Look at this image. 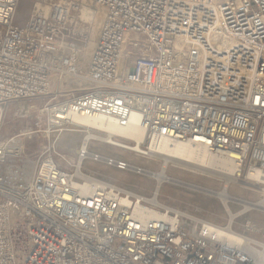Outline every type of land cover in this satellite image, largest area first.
I'll return each instance as SVG.
<instances>
[{
	"label": "built area",
	"instance_id": "built-area-1",
	"mask_svg": "<svg viewBox=\"0 0 264 264\" xmlns=\"http://www.w3.org/2000/svg\"><path fill=\"white\" fill-rule=\"evenodd\" d=\"M91 1L104 14L84 61L69 39L75 0H33L22 26L19 0H0V126L9 102L48 97L38 111L46 131L80 127V161L141 173L88 141L148 157L158 151L150 143L166 139L228 157L238 177L264 181V0ZM76 117L136 123L144 137L107 135ZM32 132L0 135V264H264V229L254 237L86 181L55 151L42 152L28 175L5 165Z\"/></svg>",
	"mask_w": 264,
	"mask_h": 264
},
{
	"label": "rangeland",
	"instance_id": "rangeland-1",
	"mask_svg": "<svg viewBox=\"0 0 264 264\" xmlns=\"http://www.w3.org/2000/svg\"><path fill=\"white\" fill-rule=\"evenodd\" d=\"M75 1L79 4V10L74 12V16L79 15L80 19H77L76 23H73L69 27V39L83 47L82 49L86 48L91 41L92 49L99 30H93V22L82 16L81 8L82 6H87L95 13L96 11L97 13L102 11L101 22L104 9L96 6L91 0ZM32 3L33 0H19L14 15V23L16 25L22 26L25 23L30 13ZM92 35L93 37H91ZM82 59L84 60L83 56ZM84 85H88V83L85 82ZM49 102L48 97L34 100H17L9 102L4 108L1 115L0 126V135L3 139L20 132L25 133L34 130L30 135H24L18 138L22 147L20 154L14 159L9 158L5 165L20 167V169L27 172L28 175L34 171L42 152L46 151L53 153V151H55L56 153L58 152L60 156L62 155L67 161L63 159L57 160L61 163H59V165L71 169L76 165V171L83 174L82 176L80 175L81 177L85 175L87 178L90 177L116 184L123 190L134 195H141L149 198L153 203L188 211L199 218L215 224H225L228 221V224L231 223L232 228L245 230L247 234L254 237H258L260 232L264 229V208L261 209L253 205L248 209L244 206V201L256 203L260 200V193L253 188H242L237 183H230L226 190L233 199L227 203L228 208H226L222 200L216 194V192L221 191L223 187L222 181L217 179L181 174L167 167L164 171L165 174L179 179L182 182L170 183L169 181H162L159 182L160 184H156L158 182L156 179L144 173H136L131 169L120 170L112 165H107L103 161H94L90 158H85L83 161H80V159L78 160L77 150L83 142L84 132L78 126H71L72 128H70L72 130L63 129L61 131L47 132L46 130L48 129L49 122L46 114L41 113V115H39L38 111ZM33 105L35 108L30 107ZM88 150L116 159L126 160L130 165L139 166L142 170L143 168L148 171L156 172L160 170V161L149 163L147 162L148 157L136 156L130 152L104 144L98 140H89ZM57 158L60 159L58 155ZM205 189H209V191ZM155 190L156 195L153 196ZM152 199H154V201ZM228 213L230 214L229 216ZM247 225L252 229L249 230Z\"/></svg>",
	"mask_w": 264,
	"mask_h": 264
},
{
	"label": "bare ground",
	"instance_id": "bare-ground-1",
	"mask_svg": "<svg viewBox=\"0 0 264 264\" xmlns=\"http://www.w3.org/2000/svg\"><path fill=\"white\" fill-rule=\"evenodd\" d=\"M90 9L87 6H82L81 8L82 16H84L85 19L88 18L89 20H91V22H93V30L98 31L101 24L100 22L103 12L101 11L100 13L99 12L97 13L96 11L95 13L92 11V9L91 10ZM91 37H93V35ZM91 44L92 43L90 41L87 47L82 50L81 55L83 56L85 61H87L90 57ZM75 120L80 124H84L92 127H99L100 131L101 132L105 131L107 135H112V134L122 135L123 137L134 139V141H136L137 143H140L142 138L144 137V132L142 128L136 125V123L129 124L127 127H117L109 120L101 119L99 117H76ZM156 145H157L156 150L158 151L152 152V154L148 156L147 162L153 163L154 161L156 162L160 161V170L158 172L148 171L147 169L144 168L143 170H140L141 173L147 174L151 178L156 179L158 181L156 184L162 181H169L170 183L182 182L179 179L170 177L165 174L164 171L168 167L171 168L173 171L181 174H187L192 176H204L208 179H217L219 181H222L223 184L222 190L216 192V194L222 200V203L226 208H228L227 203L233 199V197L227 192L226 189L227 186L233 182L239 184L240 187L242 188L243 187L253 188L260 193L261 198L256 203H249L244 201V206L246 208L249 209L253 205L261 209L264 208V181L262 180L260 183V182L251 181L247 179L245 176L243 178L238 177L236 175V171H238L237 172L238 174L240 173V169L232 159L225 156L212 154L208 152L205 148L199 147L196 144L190 142H185V143L169 142L166 139H161L158 141L156 140L152 141L150 143V148H154ZM78 151L79 149L77 150V152ZM77 174L79 176L83 175L82 173H78V171ZM82 178L85 179L86 181H92L90 177L87 178L85 175ZM86 187L87 184L83 186V189H86ZM205 190L209 191V189H205ZM155 195H156V190L155 192H153V196ZM152 200L154 201V199ZM229 215L230 214L228 213V216Z\"/></svg>",
	"mask_w": 264,
	"mask_h": 264
}]
</instances>
